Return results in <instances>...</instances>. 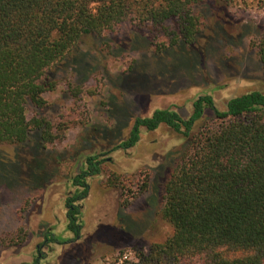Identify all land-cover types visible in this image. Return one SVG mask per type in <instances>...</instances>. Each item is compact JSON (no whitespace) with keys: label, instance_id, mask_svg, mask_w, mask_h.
<instances>
[{"label":"rangeland","instance_id":"rangeland-1","mask_svg":"<svg viewBox=\"0 0 264 264\" xmlns=\"http://www.w3.org/2000/svg\"><path fill=\"white\" fill-rule=\"evenodd\" d=\"M200 9L206 26L192 46L156 54L155 34L128 20L107 38L84 37L73 57L50 71L56 87L43 95L47 107L38 112L61 124L62 139L38 153L50 182L33 188L34 174L24 175V166L16 169L20 175L12 171L17 162L30 163L23 154L32 148L0 146V264H31L37 254L39 264H125L172 235L161 209L187 140L160 126L141 129L130 149L112 148L128 138L135 118L157 109L187 119L198 97L210 96L223 111L232 97L264 92L254 45L264 31V0H209ZM210 119L206 112L195 131ZM93 154L102 160L101 173L87 182L74 241L65 207L74 193L69 178L81 157ZM45 235L54 240L44 242Z\"/></svg>","mask_w":264,"mask_h":264},{"label":"trees","instance_id":"trees-1","mask_svg":"<svg viewBox=\"0 0 264 264\" xmlns=\"http://www.w3.org/2000/svg\"><path fill=\"white\" fill-rule=\"evenodd\" d=\"M207 1L0 0V146L32 148L23 154H29L30 163L17 162L12 171L20 175L24 166V175L34 174L33 188L50 182L38 153L62 139L61 124L38 112L47 107L43 95L56 87L49 81L50 71L68 62L84 37L107 38L132 20L155 34L156 54L192 46L206 26L200 8ZM254 45L264 70V31ZM206 112L212 119L195 131ZM160 126L187 140L166 183L161 209L173 233L145 252L137 250L125 264H264V92L232 97L223 111L210 96L198 97L187 119L157 109L150 117L135 118L128 138L112 149H130L141 129ZM81 158L69 178L74 193L65 202L74 241L82 230L87 182L100 175L102 163L95 154Z\"/></svg>","mask_w":264,"mask_h":264},{"label":"flooded vegetation","instance_id":"flooded-vegetation-1","mask_svg":"<svg viewBox=\"0 0 264 264\" xmlns=\"http://www.w3.org/2000/svg\"><path fill=\"white\" fill-rule=\"evenodd\" d=\"M49 233H52V232H49ZM46 234H48V233H46ZM50 235V234H49ZM50 236H52V235H50ZM53 238V237H52ZM50 242V239H49V237H48V235H45V240H44V242ZM38 249H39V246H37V252H38ZM39 258H40V255L39 254H37V256H36V258L34 259V260H32V262H31V264H39Z\"/></svg>","mask_w":264,"mask_h":264}]
</instances>
